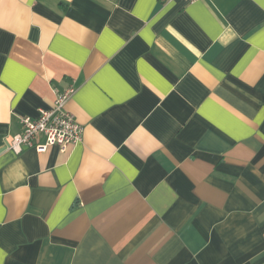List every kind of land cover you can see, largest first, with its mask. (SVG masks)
<instances>
[{
    "label": "crops",
    "instance_id": "0c3cea01",
    "mask_svg": "<svg viewBox=\"0 0 264 264\" xmlns=\"http://www.w3.org/2000/svg\"><path fill=\"white\" fill-rule=\"evenodd\" d=\"M0 264H264V0H0Z\"/></svg>",
    "mask_w": 264,
    "mask_h": 264
},
{
    "label": "built area",
    "instance_id": "2783aa9c",
    "mask_svg": "<svg viewBox=\"0 0 264 264\" xmlns=\"http://www.w3.org/2000/svg\"><path fill=\"white\" fill-rule=\"evenodd\" d=\"M73 92L72 87L63 92H55L51 109L41 110L37 118L22 117V130L12 136L8 149L15 154L21 153L25 147L33 148L37 153H44L50 147L57 146L64 152L80 143L83 127L66 110V103Z\"/></svg>",
    "mask_w": 264,
    "mask_h": 264
}]
</instances>
